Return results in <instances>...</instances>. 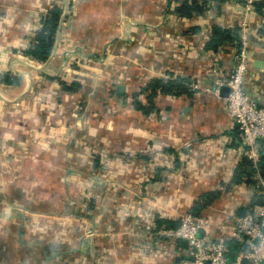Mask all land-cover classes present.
Segmentation results:
<instances>
[{
  "label": "crops",
  "instance_id": "1",
  "mask_svg": "<svg viewBox=\"0 0 264 264\" xmlns=\"http://www.w3.org/2000/svg\"><path fill=\"white\" fill-rule=\"evenodd\" d=\"M121 1L125 21L118 25ZM244 1L208 0L204 15L185 19L168 6L173 0H0V112L4 103L18 118L3 131L0 152L16 154L28 139L40 148L28 161L41 167L19 172L27 160L12 159L14 174L40 190H23L19 175L0 180V264H176L180 250L153 232L178 223L204 192L232 190L224 202L231 207L244 199L250 189L231 184L244 156L223 99L201 90L156 93L149 109L140 91L144 113L132 97L151 79L204 85L218 71L229 73L235 49L206 50L210 27L240 28L247 18L243 88L264 107V0H253L247 15ZM55 4L62 49L113 57L104 70L87 61L72 70L80 87L61 96L58 80L68 73L59 74L60 61L38 63L21 52ZM14 72L17 84L1 81ZM123 83L129 89L117 91ZM6 163L0 158V169Z\"/></svg>",
  "mask_w": 264,
  "mask_h": 264
},
{
  "label": "built area",
  "instance_id": "2",
  "mask_svg": "<svg viewBox=\"0 0 264 264\" xmlns=\"http://www.w3.org/2000/svg\"><path fill=\"white\" fill-rule=\"evenodd\" d=\"M252 3L253 0L244 1V15L251 12ZM247 26L246 21L240 25V46L235 50L231 71H218L211 84H192L189 88L201 90L217 99L221 98L220 89L227 88V95L221 99L225 101L229 118L237 125L241 154L256 167L259 151L264 147V107L243 88L249 63ZM214 70L217 71L216 68ZM257 180L258 190L247 192L249 198L242 204L234 203L232 210L209 207V212L203 216L185 212L175 227L162 226L152 236L180 250L181 258L176 264H241L243 259L247 264H264V183ZM257 198L262 199L261 205L256 204ZM237 208H243L241 216L236 215ZM200 231L202 234L198 235ZM90 236L84 234V237ZM181 240L186 242L185 249L178 247Z\"/></svg>",
  "mask_w": 264,
  "mask_h": 264
},
{
  "label": "trees",
  "instance_id": "3",
  "mask_svg": "<svg viewBox=\"0 0 264 264\" xmlns=\"http://www.w3.org/2000/svg\"><path fill=\"white\" fill-rule=\"evenodd\" d=\"M208 0H173L172 3H168V6L172 8V11L175 15L181 18L189 19L193 16L204 15L208 9L207 2ZM216 3L221 2L222 0H210ZM243 3V2H241ZM253 6H256V3H252ZM259 7H257L258 9ZM257 11V10H256ZM61 17V10L58 5H53L46 14H44L37 23V26L32 32V38L29 43V47L22 50V54L29 57L31 60L43 63L49 57L54 40L57 32V27ZM229 44L238 49L239 44V28H225L223 26L213 24L210 27V37L208 42L205 45V49L208 51L215 52L219 50L220 47L226 46ZM18 79L12 76H8L7 73L1 76V81L7 85L17 84ZM58 84L62 91L64 92H75L79 89L80 85L76 81H71L67 84L65 81L58 80ZM143 91L148 93L147 104L149 109L152 108V99L156 96V93H161L165 95H189L190 89L187 87V81L181 78L169 79L167 81L160 79H151L143 89ZM134 97V96H133ZM135 109L140 110L144 113L148 111V108H143L138 101L133 103ZM145 110V111H144ZM262 147V146H261ZM259 161L256 167H253L252 163L243 159L242 162L238 165L236 172L234 174V180L231 184L235 185L240 182L244 183L246 187L250 190H244L250 192L252 190H258L256 184L258 180H261L264 183V154L259 152ZM232 190H214L202 193L197 202L193 207L188 211L192 212L195 215H206L209 212V207L214 209H225L232 210L234 203L242 204L243 201L249 198L248 193L234 200L232 207L224 204L226 202V195ZM220 203V207L218 204ZM217 207V208H216ZM166 227H175L177 223L166 222ZM232 252L235 249L231 246Z\"/></svg>",
  "mask_w": 264,
  "mask_h": 264
},
{
  "label": "rangeland",
  "instance_id": "4",
  "mask_svg": "<svg viewBox=\"0 0 264 264\" xmlns=\"http://www.w3.org/2000/svg\"><path fill=\"white\" fill-rule=\"evenodd\" d=\"M124 5H125V3L121 1L119 3V6H118V11L120 13L119 20H118V25H122V23L125 21V17H124L125 14L123 13ZM242 13L244 14L243 5H242ZM245 21L248 23V26H249V22H248L247 18L243 19L241 23H244ZM60 25L61 24L59 23L58 27H57V32H56V35H55V40H54V47L53 48L55 49V46H56V50H53V52L50 54V57H48L47 60L60 61L61 70H60L59 74L62 75V73H61L62 69L67 71L68 76L65 77V81L67 82V84L70 83L71 81H73L74 80L73 76L75 75V73L77 74V72H73V71L78 69V67H82L84 65V62H86V61H87V64H86L87 66L90 65V64H91V66L93 64H95V65H101V66H98L96 68H99V67L101 68L102 67L103 70L106 69L107 64H106V62H104V60L105 59H108V60L113 59V57L111 56V53L107 55V54H105V52H99L98 56L96 57L93 54H91L90 52L79 51L77 48L69 49V50L62 49V46L58 45V43H60V42H58L59 41L58 29L60 28ZM90 60H94L95 62H91ZM88 62H89V64H88ZM68 69H69V72H68ZM86 71L87 72L91 71L92 74H101L99 69H95V67H88L86 69ZM14 75H15V72L11 73L12 77H14ZM168 78L169 77H167V78H165L163 80L167 81V80H169ZM122 85H123V87L122 86H118L116 88V90L117 91L124 90V89H126V87L129 89V85L126 86V83H123ZM146 85L147 84H142V86L139 89H137L136 91L132 92L133 93L132 95L134 96V99H133L134 101H139V100L136 99V96L138 95V93H140V91H143V89L145 88ZM189 85H192V84H189ZM189 85H187L188 88H189ZM60 91H61L60 92V96L64 95L62 93L61 88H60ZM71 100L72 101H76L77 99L76 100L71 99ZM65 102L67 103L68 101H65ZM76 102H78V101H76ZM87 102H88L87 105L90 106L92 101L88 99ZM10 105H14V104H10ZM75 105H77V104H75ZM1 106L4 107V108L1 109V112H0V142H2L3 131L6 129V126L8 124H10L11 122H14V123L17 124V119H18L17 115L13 114L12 112H10L11 114H6L8 111H10L9 109H7V108H9L8 106L6 107V105L4 103L1 104ZM74 107H76V106H74ZM39 116L40 115H38V117ZM40 145L41 144H38V146H40ZM36 146H37V144H33L32 142L28 141V139H27L26 140V144L19 145V146H17V148H15L16 154L13 151L11 153L5 152V150L1 151L0 152V158H6L7 163L5 164V166L1 167V169H0V180H2L1 178L3 176H5V182H10L11 183L12 178H14L16 175H19V172H21L22 169H24L25 171L28 170L29 172H31V170H33V169H40L41 167L38 164H34L33 165L32 163L30 164V161H28L30 159H33L30 156V155L33 154V152H36L37 150L38 151L40 150V148L36 149L35 148ZM14 158L19 160L18 163L21 160H23V161L27 160V162H21L19 165H17V168H20V171L17 172V174H14V172H13V167H14L13 165L14 164H12V159H14ZM29 166H31V167H29ZM14 170H15V168H14ZM19 176L21 177V175H19ZM26 177L28 178V176H26ZM26 177L25 176L21 177V181L23 183V186H22L23 190H25V189L26 190L27 189L30 190L31 188H32L31 190H40V185L31 184L30 183L31 179L30 180L26 179ZM25 182L27 184H25ZM48 185L51 187L50 183H48ZM10 190H12V189H10Z\"/></svg>",
  "mask_w": 264,
  "mask_h": 264
},
{
  "label": "water",
  "instance_id": "5",
  "mask_svg": "<svg viewBox=\"0 0 264 264\" xmlns=\"http://www.w3.org/2000/svg\"><path fill=\"white\" fill-rule=\"evenodd\" d=\"M227 95V88L226 87H222L221 88V90H220V97L221 98H224L225 96ZM235 126L237 127V125L235 124ZM256 204L257 205H261L262 204V199L261 198H257L256 199ZM243 208H237V210H236V215L237 216H241L242 215V213H243ZM202 234V232L200 231L199 233H198V235H201ZM180 244L181 245H183V246H185L186 245V242L184 241V240H181L180 241ZM180 260V258H177L176 259V261H179ZM241 264H247V261L245 260V259H243L242 261H241Z\"/></svg>",
  "mask_w": 264,
  "mask_h": 264
}]
</instances>
